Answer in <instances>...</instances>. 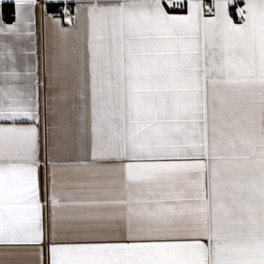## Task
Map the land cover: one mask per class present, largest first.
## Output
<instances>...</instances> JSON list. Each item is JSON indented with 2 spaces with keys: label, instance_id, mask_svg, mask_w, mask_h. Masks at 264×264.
<instances>
[{
  "label": "snow or ice",
  "instance_id": "snow-or-ice-1",
  "mask_svg": "<svg viewBox=\"0 0 264 264\" xmlns=\"http://www.w3.org/2000/svg\"><path fill=\"white\" fill-rule=\"evenodd\" d=\"M0 264H264V0H0Z\"/></svg>",
  "mask_w": 264,
  "mask_h": 264
},
{
  "label": "trees",
  "instance_id": "trees-1",
  "mask_svg": "<svg viewBox=\"0 0 264 264\" xmlns=\"http://www.w3.org/2000/svg\"><path fill=\"white\" fill-rule=\"evenodd\" d=\"M11 12H12V5L11 4H6L4 5V16L6 20L11 19Z\"/></svg>",
  "mask_w": 264,
  "mask_h": 264
},
{
  "label": "crops",
  "instance_id": "crops-1",
  "mask_svg": "<svg viewBox=\"0 0 264 264\" xmlns=\"http://www.w3.org/2000/svg\"><path fill=\"white\" fill-rule=\"evenodd\" d=\"M38 16H39V10H38Z\"/></svg>",
  "mask_w": 264,
  "mask_h": 264
}]
</instances>
